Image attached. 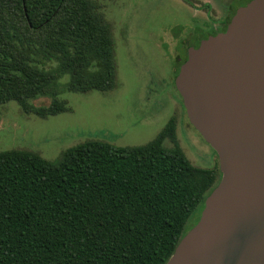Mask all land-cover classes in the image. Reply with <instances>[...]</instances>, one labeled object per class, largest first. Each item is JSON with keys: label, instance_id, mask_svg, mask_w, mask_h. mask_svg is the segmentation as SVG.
Instances as JSON below:
<instances>
[{"label": "trees", "instance_id": "1", "mask_svg": "<svg viewBox=\"0 0 264 264\" xmlns=\"http://www.w3.org/2000/svg\"><path fill=\"white\" fill-rule=\"evenodd\" d=\"M65 76L71 93L117 87L112 29L94 0H0V106L67 113ZM221 178L189 161L175 119L143 146L90 140L56 161L2 151L0 264H167Z\"/></svg>", "mask_w": 264, "mask_h": 264}, {"label": "rangeland", "instance_id": "2", "mask_svg": "<svg viewBox=\"0 0 264 264\" xmlns=\"http://www.w3.org/2000/svg\"><path fill=\"white\" fill-rule=\"evenodd\" d=\"M239 1L94 0L112 29L117 87L107 93H71L65 89V76L60 98L70 111L47 119L26 114L16 102L1 105L0 152L26 150L56 161L66 150L90 140L143 146L175 119L178 142L193 166L220 170L218 156L189 123L175 79L181 45L195 32L212 31L231 17ZM33 103L49 106L51 99ZM164 145L174 146L169 140ZM196 219L191 217L188 229Z\"/></svg>", "mask_w": 264, "mask_h": 264}, {"label": "water", "instance_id": "3", "mask_svg": "<svg viewBox=\"0 0 264 264\" xmlns=\"http://www.w3.org/2000/svg\"><path fill=\"white\" fill-rule=\"evenodd\" d=\"M175 87L222 178L167 264H264V0L191 49Z\"/></svg>", "mask_w": 264, "mask_h": 264}, {"label": "flooded vegetation", "instance_id": "4", "mask_svg": "<svg viewBox=\"0 0 264 264\" xmlns=\"http://www.w3.org/2000/svg\"><path fill=\"white\" fill-rule=\"evenodd\" d=\"M240 2H242V0H240L237 3L236 9H235V14H236L237 10L240 7H242V6H238ZM245 5H243V6H245ZM233 13H232L231 17L230 16L229 17H226L217 27L213 28L212 31H210V29H209V30H206V31L204 30V31L195 32V34H192V36H191L190 39L186 40L183 43V45H181L183 57H180V59H179V61H180L178 63V69H179V71H180V68L182 67V65L187 61V59L189 57V52H190L191 49L198 48L204 40H206V39H208V38H210L212 36H216V35H218L220 33H224L227 30V27H228L231 19L235 15Z\"/></svg>", "mask_w": 264, "mask_h": 264}]
</instances>
